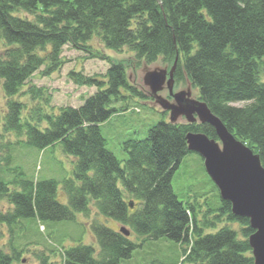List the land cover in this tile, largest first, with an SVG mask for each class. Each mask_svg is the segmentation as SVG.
Returning a JSON list of instances; mask_svg holds the SVG:
<instances>
[{"label":"trees","instance_id":"1","mask_svg":"<svg viewBox=\"0 0 264 264\" xmlns=\"http://www.w3.org/2000/svg\"><path fill=\"white\" fill-rule=\"evenodd\" d=\"M18 11L35 20L20 18ZM95 38L108 51L133 55L135 63L92 53L89 43ZM0 41L12 47L0 61L9 99L5 131L24 133L26 145L39 150L61 143L64 154L75 159L73 177L62 182L67 204L58 201L60 184L54 180L31 181L18 168L12 170L17 178L11 183L0 178V199L11 206L0 213V225L11 235L31 219L76 224L79 215L88 217L94 208L131 236L96 221L91 226L96 243L66 249L63 264H122L139 248L132 236L183 245L181 264H255L248 219L235 216L222 199L220 206L204 208L181 202L173 190V176L191 153L187 134L204 133L218 141L213 127L162 121L146 139L125 143L123 166L108 151L100 125L118 113L114 104L130 103L132 97L149 100L130 81V69L159 61L171 66L178 57L176 84L184 83L186 75L198 99L260 155L264 166V0H0ZM66 46L109 62L103 78L69 74L77 86L98 91L80 108L53 115L35 109L23 120L25 106L16 99L21 89L45 66L47 75L58 71ZM36 89L30 92L40 94ZM239 102L250 104L233 106ZM23 228L30 232L26 223ZM15 239L10 240L12 255L0 250V264L21 260Z\"/></svg>","mask_w":264,"mask_h":264},{"label":"rangeland","instance_id":"2","mask_svg":"<svg viewBox=\"0 0 264 264\" xmlns=\"http://www.w3.org/2000/svg\"><path fill=\"white\" fill-rule=\"evenodd\" d=\"M18 16L23 19L34 21L35 17L24 11H18ZM92 53L101 52L104 56L115 61H125L131 65L133 55L126 51L116 53L106 50L100 41L95 38L89 43ZM12 47L0 41V61H5L7 52ZM42 55V54H40ZM62 67L47 75V66L40 69L23 87L17 101L25 106L22 115L23 120H27L32 110H38L44 114H57L63 108H80L84 99L93 96L98 90L96 88L77 86L69 77L71 72L81 73L86 77L103 78L110 64L93 57L91 54L73 50L70 46L64 48L62 54ZM158 66L164 68L166 65L159 61ZM157 64V63H156ZM129 70V69H128ZM128 75L138 84H142V79L146 70L144 65H137L135 70H129ZM3 81L0 80V178L11 183L17 178L14 169H20L25 177L31 181L54 180L60 184L58 201L67 204V199L62 191V182L73 177L75 159L64 154L63 145L60 143L55 147L46 150H39L26 145L25 134L17 135L5 131L4 118L8 113V101L3 88ZM186 84H181L177 89H182ZM40 90V94H32L31 89ZM199 92L193 88V96L197 98ZM130 103H116L114 108L118 113L110 120L100 125L101 133L107 143V149L124 166L128 160V154L124 145L129 140H144L147 138L151 128L162 121H170L169 116L163 115L160 109L151 106L149 101L140 100L133 97ZM250 103L239 102L233 106L244 107ZM128 107V111H121ZM156 108V109H155ZM32 121V120H30ZM181 122H185L181 120ZM36 123V122H34ZM41 128H44V123ZM6 160H9L8 162ZM11 190L15 186L10 185ZM172 186L174 193L183 203H198L202 207L220 206L221 197L219 191L211 180L205 169L203 158L196 154H188L173 176ZM127 201H130L127 196ZM11 209L6 199H0V213L8 212ZM201 217V216H200ZM99 221L106 227L119 231L122 225H118L111 219L99 216L94 208L88 217L79 215L77 223H40L35 219L24 221L29 228L24 230L25 223L18 226L11 235L10 231L0 225V250L5 254L12 255L10 240L15 237L14 244L18 252L21 253L20 261L13 264H63V253L70 247H76L80 243L84 245H94L96 242L92 237L91 226ZM225 224L220 225L223 227ZM236 231H240L239 225H231ZM209 233H214L209 231ZM132 241L139 248L133 253L132 259L122 264H181L183 260L184 246L168 239L157 241L148 240L132 236ZM46 260V263H44Z\"/></svg>","mask_w":264,"mask_h":264},{"label":"water","instance_id":"3","mask_svg":"<svg viewBox=\"0 0 264 264\" xmlns=\"http://www.w3.org/2000/svg\"><path fill=\"white\" fill-rule=\"evenodd\" d=\"M158 63L143 64L146 73L142 84L135 83L129 76L130 81L153 99L149 102L151 106L160 112H168L171 124L214 128L218 141L204 133L189 132L186 136L188 150L203 158L207 174L221 199L231 204L232 213L249 220L254 230L249 245L255 264H264V166L260 155L236 138L204 101L193 96L194 86L186 75V87L175 90L178 57L172 66L162 68ZM130 208H134L132 203ZM120 233L131 236L126 227H121Z\"/></svg>","mask_w":264,"mask_h":264},{"label":"flooded vegetation","instance_id":"4","mask_svg":"<svg viewBox=\"0 0 264 264\" xmlns=\"http://www.w3.org/2000/svg\"><path fill=\"white\" fill-rule=\"evenodd\" d=\"M178 86V85H177ZM176 84H175V90H178ZM181 86V85H180ZM167 98L170 99V96H169V91H167Z\"/></svg>","mask_w":264,"mask_h":264}]
</instances>
